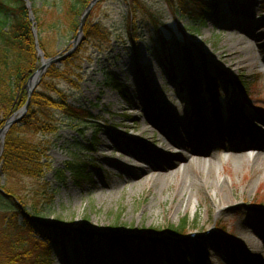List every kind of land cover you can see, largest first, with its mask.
<instances>
[{
    "label": "rangeland",
    "instance_id": "1",
    "mask_svg": "<svg viewBox=\"0 0 264 264\" xmlns=\"http://www.w3.org/2000/svg\"><path fill=\"white\" fill-rule=\"evenodd\" d=\"M143 1L147 10L137 7L132 14L127 0L97 2L86 24L100 23L106 39L87 40L85 24L83 39L74 48L77 33L57 34L51 29L53 0H37L44 23L40 37L45 39L49 55L39 44L43 53L41 55L38 49L39 67L21 87L29 94L30 84L42 67V56L51 58L75 49L55 64L64 70L65 60L71 61L70 81H61L56 87L67 95L68 102L89 109L98 126L95 129L93 121L77 122L53 109L45 129L28 135L34 149H46L40 156L43 177L29 178L0 171V185L20 192L26 203L36 189L41 192L44 186L49 194L40 197L42 213L36 217L42 221L40 224L59 228L55 237L48 231L40 228L34 231L27 226L25 242L30 246L23 251L20 264H165L151 237L154 233L168 231L170 226L181 225L184 220L188 231L201 233L226 223L227 229L220 237L222 252L219 253L213 242L206 241L211 255L209 264H264V216L259 217L256 214L259 210H253L256 199H264V161L260 159L264 151L259 149L257 154L256 150V155L250 157L245 152L252 145L257 147V141H263L264 148V132L258 128L264 123V116L255 110L261 109L264 115V0H247L251 8L246 14L223 0L220 24L209 16L202 25L196 26L189 18L174 12L166 0ZM37 24L36 21L34 28L39 32ZM158 33L170 40L165 50L168 57L165 65L159 62L160 54L152 42L154 37L158 39ZM38 37H34L35 43ZM186 40L191 42L194 71L180 51V43ZM203 57L206 61H202ZM217 68L224 69L231 81L241 78L250 85L251 94L246 95L249 99L246 120L242 114L244 88H231L225 75L221 79V90L213 94L209 91L205 80L214 76ZM139 70L146 86L138 80ZM166 70H170L171 83ZM175 73L182 82L174 85ZM107 75L111 78L109 82ZM113 85L126 91L128 101H124ZM52 95L60 98L59 93ZM214 95H221V100L215 103ZM148 111L157 115L162 126L147 120ZM165 123L173 124L177 131L164 127ZM197 123L214 127L216 141L222 140L225 144L223 148L213 143L211 161L190 156L193 171L186 175L183 173L186 161H178L177 167L169 171L172 174L169 180L160 177L159 182L142 183L144 178L156 179L159 171H145V177L136 181L122 180L123 175L118 174L122 163L150 170L148 162L139 157L140 152L155 158L156 151L167 155L186 153L174 148L169 137L187 140L188 133L192 132V138L198 140ZM229 123V128L233 124L236 132L241 133L224 132ZM181 125L187 126V131ZM143 128L147 129L146 134ZM218 134L225 139H220ZM145 140L149 142L143 144ZM96 141L100 145L95 146ZM235 143L241 145L239 155L232 151ZM125 149L132 154H125ZM70 162L74 164L72 169L67 166ZM212 162L216 170L210 172ZM78 172L81 177L77 176ZM207 176L210 185L205 182ZM113 177L117 178L113 190L103 187L109 185ZM182 186L186 187L187 200L179 203L177 197ZM220 200L224 205L218 208ZM67 226L83 229L89 236L92 233L94 242L84 243L67 232ZM164 234L175 264H196L178 252L175 240L168 237L170 233ZM114 237L119 238L121 245L114 242ZM70 247L81 249L78 258L72 255ZM42 250H47L48 259L37 255ZM86 250L94 253L91 261Z\"/></svg>",
    "mask_w": 264,
    "mask_h": 264
},
{
    "label": "trees",
    "instance_id": "2",
    "mask_svg": "<svg viewBox=\"0 0 264 264\" xmlns=\"http://www.w3.org/2000/svg\"><path fill=\"white\" fill-rule=\"evenodd\" d=\"M30 1L38 23L40 48L49 55L46 51L45 39L40 37V33L44 31V23L36 5L37 0ZM90 2L91 0H53V4L50 5V12L53 13L51 29L56 30L57 34L77 33L80 18ZM166 2L174 12H179L182 16L189 18V21L194 25H202L205 18L209 16H212L217 23H220L223 18L220 8L221 0H166ZM228 2L239 7V9L240 7L243 8L242 11L244 12L245 10L249 11L251 8V2L247 0H228ZM127 4L130 14L137 7L147 10L143 0H127ZM106 36L107 34L100 23L86 24L85 38L87 40L106 39ZM157 37L158 39L154 37L152 42L154 47L158 50L161 49L163 54V51L165 52L168 48L169 41L160 33ZM182 52L187 56L183 46ZM167 58L166 52L160 57L163 61H166ZM39 60L32 22L29 18V10L25 0H0V129L16 111L26 104L28 94L21 85L26 83L38 69ZM65 61L66 71L55 65L48 69L39 89L32 95L28 113L19 123L14 124L7 133L0 154V171L2 173L29 178L43 177L44 168L40 156L46 152V149H34L29 142L28 135L34 131L45 129L53 109L60 110V113L77 122L87 123V121L94 120L89 109L71 104L68 102L67 95L56 87L57 83L61 81H70L68 79V69L71 61L70 59ZM110 79L107 75V82ZM212 83L217 88L219 79L214 78ZM113 87L121 93L122 98L125 100L126 91L118 89L115 85ZM55 92L59 93V99L53 97L52 94ZM92 123L96 129L97 121ZM71 165L74 166L73 163L67 165L69 169H72ZM75 166L80 170L78 165L75 164ZM77 174L78 177H81L80 172ZM41 188L44 190L42 189L40 192L36 189L34 195L32 194L33 196L29 198L30 201L26 203L20 192L0 185V212L3 214V219L0 220V264L21 263L20 257L25 253L23 251H27V247L30 246L25 242V229H27V226L34 231H36V228L48 231L50 235L58 232L59 228L40 224V220L38 221V217H36V215L42 213V211H39L40 197L49 194L48 190L45 191L44 186ZM256 202V205H262L264 199H256ZM220 228L226 230V223ZM168 231L173 236H182L188 231L187 223L184 220L179 226H170ZM75 232L80 234L81 231ZM210 240L219 244L218 234H212ZM154 244L159 257L164 261H168L170 251L166 242L159 239L155 240ZM178 245L181 251L188 256L197 254L204 257L206 252L204 240L201 239H197L195 242L180 240ZM19 251L23 253L20 254ZM37 255L42 259H48L49 257L47 250H42Z\"/></svg>",
    "mask_w": 264,
    "mask_h": 264
},
{
    "label": "bare ground",
    "instance_id": "3",
    "mask_svg": "<svg viewBox=\"0 0 264 264\" xmlns=\"http://www.w3.org/2000/svg\"><path fill=\"white\" fill-rule=\"evenodd\" d=\"M138 73H140V78H141V79L138 78V80H141V82H143V78H142L143 73H141L140 70L138 71ZM146 114H147L146 115L147 120L149 122L154 123V124L156 123L157 125L162 126V124L159 121H157V115H154L150 111L146 112ZM196 125H197L196 131L199 133L198 134V136H199L198 140H196L195 138H192V136H191L192 133H188L187 140L180 139V138H177L175 136L171 138L172 143L174 145V148L178 147L180 149L186 150V153L182 152V154L175 155L173 152H170V153H168L169 155H167V154H163L159 151H156L155 155L157 158H155L152 155H143V152H140L139 157H142L143 160L146 161V164L148 162V166H149L150 170H147L145 168H140V167H135V168L128 167L126 164L122 163V165H120V168H118L119 169L118 174L119 175L122 174L124 177V178H122V180L124 182L140 180V179L145 177V171H159L161 173H159V176L156 179L152 178L151 180H148L147 178H144L142 181L143 184H148V181L150 183L153 180L155 182H156V180H158V182H159L160 177H164V179L169 180L172 177V174L169 171L171 169H174L177 167L178 161H182V162L186 161V163H187V165L183 169L184 175H186L187 172H189V171H193V164L190 163V161H189L190 156L202 157V158H206V159L208 158L211 161L212 156H213V153H211V151L213 149V143H215V141H214L215 140V138H214L215 137L214 127L212 128L209 125H205V123L204 124H202V123L198 124L197 123ZM164 127L168 128V129L170 128L169 130L172 129L173 132L175 130L177 131V128L173 124L165 123ZM181 127L187 131V126L183 127L181 125ZM233 129H234V127L229 129V124H228L225 128V131L229 132L230 130L232 131ZM147 132H148L147 129L143 128V133L146 134ZM203 133H206V135L203 136ZM147 142H149V141L145 140V141H143V144H147ZM215 147H217V145ZM239 149H241V145H239V143H236L234 148H232V151L235 154L237 153L236 155H239L238 154V153H240ZM261 149H262V151H264L263 147H261ZM124 152H125V154H128V155L132 154V152L129 149H125ZM260 159H263L262 161H264V156L260 157ZM211 164H213V162ZM212 170H216V167L214 164L210 165V167H209V171L211 172ZM119 175H117L116 177H119ZM116 177H113V180L109 183V185L107 184L103 187H107V189L111 188V190H113L112 188L115 187V180L117 179ZM205 182L207 185H210L208 176L205 178ZM185 190H186L185 186H182L180 188V191H179V194L177 197V199L179 200V203L185 202L187 200V198L185 197ZM190 202H191V200L189 198L188 204H190ZM223 202H224L223 200L219 201V204H218L219 207L218 208H220L222 205H224ZM74 247L76 248L78 246L76 244H74ZM70 251H71L72 255L74 254L76 256V258H78L79 254L81 253V249H78V248L75 250V249H72L70 247ZM65 252L66 251H64V253ZM85 253L87 254L88 260L91 261L93 258V255H94L93 251L88 252L86 250ZM65 254L68 255V253H65ZM110 259H111V257H110Z\"/></svg>",
    "mask_w": 264,
    "mask_h": 264
},
{
    "label": "water",
    "instance_id": "4",
    "mask_svg": "<svg viewBox=\"0 0 264 264\" xmlns=\"http://www.w3.org/2000/svg\"><path fill=\"white\" fill-rule=\"evenodd\" d=\"M25 1L27 3V7L29 8L30 19L34 22V25H35L36 22L34 21L35 20V16H34V13L32 11L31 1L30 0H25ZM99 1L100 0H92L90 2V4L87 6V8L85 9L84 13L82 14V17H81V20H80V24H79V27H78V33H77V37H76V43L74 44V48L77 47L79 42L83 39V29H84V25L86 23V20L89 17L92 8ZM33 31H34L35 37L37 38L36 29H34ZM37 48L39 49L38 42H37ZM74 50L75 49H71L68 53L58 54V55H56L54 57H51V58H45V57L42 56V67L36 73L35 77L33 78V81L30 84V90H29V94H28L27 103L25 104V106L23 108H21L17 113H15L11 118H9L7 120V122L5 123L4 127L2 129H0V139L4 140L6 134L9 131V129L11 128V126L13 124H15V123H18L19 121H21L23 119L25 113L29 109V104H30L31 97H32L36 87L41 82L42 77L45 74L47 68L49 66H51L52 64H54V63L62 61L67 56L71 55ZM39 51L41 53L40 49H39ZM41 55H43V53H41ZM253 208L255 210L264 211L263 208H259V209H256V207H253ZM90 234H92V233H90ZM168 237L174 239L175 242L180 241V240H187L189 238L188 236H169V235H168ZM162 238H166L167 239V236H165V235L159 236V235H155L154 234V237H151V240H153V239H162Z\"/></svg>",
    "mask_w": 264,
    "mask_h": 264
}]
</instances>
